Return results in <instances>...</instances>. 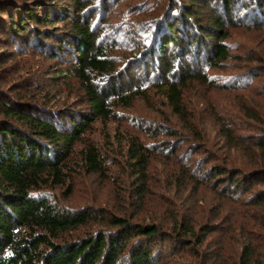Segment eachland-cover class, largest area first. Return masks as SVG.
<instances>
[{"label": "rangeland", "instance_id": "1", "mask_svg": "<svg viewBox=\"0 0 264 264\" xmlns=\"http://www.w3.org/2000/svg\"><path fill=\"white\" fill-rule=\"evenodd\" d=\"M28 1L37 2L38 11L44 4H70V0ZM221 1L178 0L175 6L185 5L197 19L189 20L192 27L182 25L179 17L176 23L178 31L187 32L189 43L193 34L198 35L196 23L211 27L214 16L220 17L227 58L210 67L200 52L195 64L193 53L183 56V47L171 45L167 54L175 59L172 72L159 81L154 66L146 68L150 62L146 54L155 35L172 21V0H82L83 13H90V27L98 33L96 45L107 50L112 71L132 68L139 61L145 67H136L127 82L135 96L111 99L112 117L84 126L62 166L61 178L55 183L48 178L36 190L51 204L87 216L86 225L70 232L68 239L107 233L113 229V218H120L133 226H158L166 235L154 244L151 264H239L246 247L250 264H264V204L234 202L231 194L214 189L212 171L215 166L247 171L254 160L264 159V0H231L229 13ZM157 40L158 36L154 43ZM37 41L44 44V51L38 46L36 51L13 49L6 55L7 49L0 47L2 122L10 107L32 111L41 120L54 111H88L85 89L71 63L46 55L47 44L55 41ZM182 57L193 61L192 75L204 74L201 80L182 83L175 75ZM166 80L182 85L179 114L172 110L165 88L156 87ZM91 81L94 89L109 86L104 74H93ZM134 139L148 150L143 174L127 157V145ZM87 146L95 148L102 172L93 173L85 164L81 151ZM263 190L264 183L254 181L248 195Z\"/></svg>", "mask_w": 264, "mask_h": 264}, {"label": "trees", "instance_id": "2", "mask_svg": "<svg viewBox=\"0 0 264 264\" xmlns=\"http://www.w3.org/2000/svg\"><path fill=\"white\" fill-rule=\"evenodd\" d=\"M177 1L172 0L174 5L169 13L172 21L167 23L164 32L155 35L158 40L154 43L156 38H153L146 54L150 60L145 63L146 68L151 63L154 73L161 76L159 81L172 72L175 59L167 54L171 45L183 47V56L189 57L193 53L195 64L200 62V52H203L207 61L205 65L210 67L218 66L228 55L222 44L226 39L221 32L222 19L218 16L212 19L211 27L194 23L198 35L195 33L189 43L186 41L188 34L184 30L178 31L176 19L179 17L181 24L187 26L191 25L189 20L196 22L197 17L185 5L175 6ZM35 3L0 0V47H5L7 52L4 54L9 55L13 49L30 51L33 48L36 51L38 46L43 49L41 45L44 44L40 45L37 40L55 41L53 45L47 44L46 55L53 61L71 63V69L85 89L88 111H51L52 117L41 120L22 107L4 110L7 116L3 115L4 121H0V264H151L155 255L154 244L159 237L166 239L158 226H133L127 220L113 218V229L107 233L97 232L70 240L67 235L86 225L87 216L82 211L61 209L41 193L37 194L36 190L45 186L48 178H53L54 183L61 178L62 166L79 141L82 128L96 119L112 117L111 99L127 100L135 96L137 92L127 89V82L132 80L136 67L145 65L139 61L132 68L117 73L112 71L114 68L108 62L107 50L96 45L98 33L90 27V13H83L86 5L82 0H70V4L61 7L44 4L40 11L36 9L39 4ZM221 3L223 11L229 13L232 1L223 0ZM204 7L206 9L207 5ZM57 23H63L64 28H56ZM178 61L180 70L175 75L181 77L182 83L189 78H203L204 74L192 75L193 61L186 62L184 57ZM93 74L107 75L109 86L94 89ZM181 86L169 80L156 85L165 88L164 94L172 110L178 114ZM12 120H16L19 126L13 125ZM61 126L63 130L59 129ZM81 154L91 172H102V163L94 147H84ZM127 157L143 174L149 156L138 140L128 143ZM250 168L244 171L243 168L225 170L220 166L213 167L214 189L221 188L222 192L231 194L234 202L243 205L264 204V190L251 198L248 195L254 181L264 183V159L254 160ZM142 193L138 191V194ZM248 249H243L239 264H250Z\"/></svg>", "mask_w": 264, "mask_h": 264}]
</instances>
